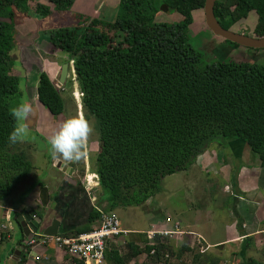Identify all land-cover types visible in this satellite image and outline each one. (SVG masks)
Here are the masks:
<instances>
[{
	"label": "trees",
	"instance_id": "trees-1",
	"mask_svg": "<svg viewBox=\"0 0 264 264\" xmlns=\"http://www.w3.org/2000/svg\"><path fill=\"white\" fill-rule=\"evenodd\" d=\"M29 1L0 0V202L32 169L22 152L9 148L8 141L16 126L11 104L20 96L10 54L16 12L45 18L70 11L75 0H46L32 9ZM203 4L204 0H118L112 21H78L82 15L74 14L76 25L46 31L49 43L72 61L84 119L95 123L94 174L106 195L96 202L103 201L105 206L86 207L83 224L75 211L69 229L59 234L88 232L102 211L145 205L159 191L164 176L186 170L214 142L230 151L246 147L263 168L264 185V65L218 60L200 66V53L190 44L188 27ZM162 12L175 13L177 19L157 22ZM250 13L256 16L252 35L264 37V0H217L214 4V16L227 30ZM223 41L231 48L237 46ZM36 96L51 116L63 113L59 90L44 72L39 73ZM237 166L231 173L234 190ZM242 224L236 216L239 236L244 235ZM21 242L17 241V248ZM166 243L157 241L154 255H148L149 246L128 242L127 252L120 254L110 245L105 260L127 264L146 253L148 260L139 264H157L169 253ZM13 251L0 254V264ZM18 252V263L23 264L29 250ZM239 264L264 263L247 257Z\"/></svg>",
	"mask_w": 264,
	"mask_h": 264
},
{
	"label": "rangeland",
	"instance_id": "rangeland-1",
	"mask_svg": "<svg viewBox=\"0 0 264 264\" xmlns=\"http://www.w3.org/2000/svg\"><path fill=\"white\" fill-rule=\"evenodd\" d=\"M117 4L118 0L114 3L110 2V0H94L92 1V4H87V6H89L86 9L80 11H77L72 7L70 9L72 16H74V14H77V16L82 15L77 19L75 18L78 21L89 18H95L102 21H112L116 13ZM34 5V2H31V8H33ZM55 17L58 21L67 19L65 16ZM16 19L17 24L19 25L18 30L21 32L19 23L20 19ZM176 19L177 15L175 13L162 12L156 17L157 22L166 23H172ZM76 20L74 23H77ZM255 22V14L250 13L245 20L235 24L232 30L253 36L252 29ZM102 30L105 31V28H102ZM111 34L112 33H110V35ZM188 37L191 46L200 53V66L214 63L218 60L243 61L264 65V48L249 49L238 45L234 46V48L229 47V44L224 42L221 38L214 36L209 30H207L202 12L194 15L192 22L188 27ZM14 39L16 41L19 39L20 41L18 36H15ZM18 48L19 46L12 45V51L10 54L13 60V67L11 73L22 72L20 69V56L16 52ZM38 73L33 74L35 80L38 78ZM22 77L24 76L22 75ZM18 78L20 96L16 101V104L15 101L11 104V110L18 105L27 102V95L23 90L24 83H22L21 77ZM76 84V82L71 84L70 79H68L65 85L58 88L60 97L63 101V113L61 115L65 119L73 116L84 117L80 104L78 87L76 91L74 89L72 90V87L71 89L68 88L69 85L74 88V86H77ZM73 93H76L75 96ZM87 121L91 131L84 141L82 155L75 163L79 169H81L82 166L85 167L86 175L83 182L84 186L87 185L86 181H89L91 185L92 183H97V179L95 178L96 175L94 174V158L98 150V133L95 130L93 119L89 118ZM21 124L25 127V132L15 143L9 142V148L11 147L15 152H22L32 166V169L20 183L18 188L6 197L4 201L0 202V237L6 233L9 235V239L7 238L4 243V245L9 247L14 246V244L20 239L22 242L24 241V237H22V233L17 225L16 215L20 209L24 207L23 202L30 199L31 190L34 188L37 189L40 184L46 183L45 179H47L48 176L53 177L56 183L59 182L60 177L57 169L52 164L53 152L48 144V137L43 136L39 130L35 131L34 129L27 127L25 124V118L23 120L16 119L15 127H18ZM205 155L206 156H203L202 154L201 156L199 155L196 161L186 170L164 176L160 182L159 191L149 199L145 205L141 207L131 206L126 208H116L113 210L120 221L121 228L145 230L148 227V231L170 229L174 223L178 222L180 230L185 231L187 230L186 225L193 223L195 225L198 224L199 228L213 233L211 234V238L214 239L223 238L225 233L228 234L229 231L234 232L237 230L236 222H234L237 215L235 211V202L237 199L234 194L238 195V190H234L230 176L236 165H245L246 167L248 165H259L258 159L251 154L246 147H242L240 150L233 147L230 151L219 147L216 142H214L213 145H210L207 152L205 151ZM202 165L211 166H207V168L203 169ZM262 172L263 170H258L257 173L262 175ZM257 186L260 187L262 184L259 182ZM40 189L41 186L38 191V196H40ZM262 189L260 188L256 190L250 198L246 197V199H250L253 202H260L261 198H263L260 193V191H263ZM100 195L101 198H106V195L102 193L98 187V194L94 195L95 200L92 201L91 199H87L91 205L94 204L96 207L102 208L104 206L103 202L96 203ZM33 205H31V207ZM3 208H10L16 212L11 214L8 226L3 216ZM87 209L88 208H85L83 212H81V210L78 211V213L80 212L79 220L82 222L81 224L84 223L88 211ZM166 217H169L172 223H165ZM149 221H152L151 223L153 226L151 223L149 224ZM2 224L6 225L8 228H2ZM150 225L151 227H149ZM139 235L142 238L146 237L145 233ZM181 238L185 240L186 237L185 235H182ZM164 239L171 240L170 238ZM167 240L165 241L167 242ZM207 240L210 241L209 237ZM170 243H173V241ZM117 247L120 250V253L124 254L127 252V241L124 240L123 244H118ZM216 248L220 250L221 247L219 246ZM170 250L173 251L172 248ZM227 251L224 260L228 262H234L237 257L242 261V259L247 258L246 255H251L264 263L263 250H257L254 248L246 251L245 254L243 250L239 251V249L236 250V248H230ZM171 256L172 255L169 254V257L166 259L167 261L169 260L168 262H171ZM260 258H263V260Z\"/></svg>",
	"mask_w": 264,
	"mask_h": 264
},
{
	"label": "crops",
	"instance_id": "crops-1",
	"mask_svg": "<svg viewBox=\"0 0 264 264\" xmlns=\"http://www.w3.org/2000/svg\"><path fill=\"white\" fill-rule=\"evenodd\" d=\"M94 0H75L72 8L77 11L86 9L87 4H92ZM116 0H110V2L114 3ZM34 2V4H46L45 0H31L28 2V5L31 8L30 4ZM34 5V7H35ZM33 7V8H34ZM71 9L68 12L56 13L53 12L50 16L45 18L37 17L33 14H21L16 12V18L20 19V30L19 32L17 24V19L15 20V36L20 38L16 41L13 40L12 45H17L19 48L17 49V54L20 56V69L22 72H14L11 73L15 77H21L22 83H24L23 90L27 95V104L29 105V112L25 116V124L27 127L41 131L42 135L45 137H50L52 133L55 131V119L51 116L37 101L36 96V86L37 80L33 78L34 73L44 72L49 77L52 84L58 89L65 85L70 79L71 84L75 83V75L73 70L72 61L68 60V57L65 53L61 52L59 49L53 47L48 41L47 30L55 29L59 27H68L74 26V18L71 14ZM55 16L67 17V19L58 21ZM16 50V48H15ZM63 66H65L64 72L62 71ZM12 70V69H11ZM38 73V76H39ZM22 75L24 77H22ZM19 79V78H18ZM28 84V85H26ZM77 85V84H76ZM75 91L78 86L69 85L68 88ZM76 93H73L75 96ZM65 118L62 117V120L58 122H62ZM207 152V150H206ZM204 153V154H203ZM202 155H205L203 152ZM201 156V155H200ZM88 166V165H87ZM86 166V167H87ZM203 169L207 168V166L211 165H202ZM238 171L236 174V187L235 190H238V195H235L237 201L235 202V211L237 213L236 216L240 217L242 220V228L244 231V235L239 236L237 230L234 232H228L223 235V238L214 239L211 238V232L208 230L205 231L199 228V225H195L193 223L186 225V232H194L195 234L202 237L204 244L203 247H207L204 252L200 253L199 248L197 246H193L194 237L191 235H185V240L182 239V236H176L171 240H167V246H169V250L172 248L173 251L169 252V254H173L171 256V262L167 260H160L157 264H239L241 260L239 257L236 260L228 262L224 260V256L227 254V250L231 249H239L244 251H249L251 249L256 248L257 250H263L264 252V185H263V172L262 175L257 173L258 170H263L259 165H238ZM232 175V174H231ZM261 178V180H260ZM231 179V176H230ZM259 179V180H258ZM46 183H43L42 186H46L47 192L49 195V201L47 204V208L54 209L62 207V212H60L56 218L61 221L60 230L64 231L69 229L71 225H69V221L64 216L63 203L64 198L60 196V199L55 201L53 195L59 191L63 187L59 185V182H55L54 178L48 176ZM261 183L262 186L258 187L257 184ZM57 186V188H55ZM84 186V185H83ZM40 186L37 189H32L30 192V199L25 200L24 206L28 205L31 207L34 203H39V191ZM88 191V197L93 201L94 195L98 194L97 183H91L87 186H84ZM262 189L261 200L260 202H253L250 199V196L256 192L258 189ZM255 190V191H254ZM64 194H62L63 196ZM53 197V198H52ZM101 198V195L98 197ZM60 200L62 202H60ZM55 202V203H54ZM103 202V201H102ZM105 206V202H103ZM93 208L94 204L91 205ZM16 209V208H14ZM78 214L76 213L75 218ZM198 220V219H197ZM196 220V221H197ZM199 221V220H198ZM152 221H149V224ZM201 222V221H199ZM236 222V220L234 221ZM152 224V223H151ZM163 224V223H162ZM153 226V224H152ZM151 227V225L149 226ZM124 230L129 231L122 239H119L118 244H123V241L126 240L127 243H135L138 247H142L143 240L139 234L145 233L148 231V227L145 230H131L127 228H123ZM210 239L208 241L207 239ZM9 239V235L6 233L0 237V254L4 256L9 250L14 249L13 254H9L5 260L4 264H19L18 263V255L15 251H18L16 243L14 246H6L4 245L6 239ZM173 241V243H170ZM181 242V243H180ZM117 244V245H118ZM117 245H114L115 248L118 249ZM171 245V248H170ZM16 246V247H15ZM221 247L220 250L216 247ZM245 249V250H244ZM235 251V250H234ZM120 253V250H119ZM121 254V253H120ZM236 254V253H235ZM39 256V260L34 261V257ZM247 257H253L251 255H246ZM257 259L256 257H253ZM263 260V258H260ZM148 260V255L146 253H141L135 258H131L127 264H139L142 262H146ZM23 264H72V262L63 255V253L56 250L53 246H48L46 248H38L30 253L26 257V261ZM107 264V263H106ZM112 264V263H110Z\"/></svg>",
	"mask_w": 264,
	"mask_h": 264
},
{
	"label": "built area",
	"instance_id": "built-area-1",
	"mask_svg": "<svg viewBox=\"0 0 264 264\" xmlns=\"http://www.w3.org/2000/svg\"><path fill=\"white\" fill-rule=\"evenodd\" d=\"M86 182L88 186L90 182ZM85 190L86 192L88 191L87 189ZM12 213L16 212L10 208H3V216L7 222V226L10 223V216ZM166 222L168 224L172 223L169 217H166L165 223ZM7 226L4 224L1 225L4 229H7ZM127 234H129V231L121 228L120 221L113 211H102L99 219L91 225L88 232L76 236L57 233L51 236L39 235L38 237H32L30 239L25 238L21 244V249H28L29 255L38 248L53 246L56 250L69 258L72 264H106L105 253L108 247L110 245H117L119 239H122ZM145 234L146 241L142 244V247H151L148 255H154L156 250L154 247L157 245V241L160 244H164V240H167L164 238L173 239L176 236H182L184 234L194 237L193 246H197L200 253L204 252L207 248L206 246L203 247L204 241L201 236L194 232L180 230L178 222L174 223L170 229L150 230L145 232ZM168 257V253H164L163 259H167ZM33 259L37 262L40 258L39 256H35Z\"/></svg>",
	"mask_w": 264,
	"mask_h": 264
},
{
	"label": "water",
	"instance_id": "water-1",
	"mask_svg": "<svg viewBox=\"0 0 264 264\" xmlns=\"http://www.w3.org/2000/svg\"><path fill=\"white\" fill-rule=\"evenodd\" d=\"M215 2L216 0H204L202 8L205 27L211 34L241 47L249 49L264 48V37L249 36L222 28L214 16ZM64 69L65 66L62 68L63 72ZM53 166L67 176L68 173L64 170L65 165L59 159H54ZM48 201L47 188L46 186H41L39 196L41 209L39 212L35 210L36 202L32 207L28 205L22 207L16 215V221L21 228L24 239L38 237L39 235L51 236L59 233L61 221L53 215L52 209L47 208ZM15 253L19 254L18 251H15Z\"/></svg>",
	"mask_w": 264,
	"mask_h": 264
},
{
	"label": "clouds",
	"instance_id": "clouds-1",
	"mask_svg": "<svg viewBox=\"0 0 264 264\" xmlns=\"http://www.w3.org/2000/svg\"><path fill=\"white\" fill-rule=\"evenodd\" d=\"M29 110V105L24 103L12 109V115L16 119L23 120ZM90 131L89 123L83 116H73L60 123L58 129L48 138V144L53 154H58L64 160H78ZM24 132L25 127L22 124L13 128L8 134V141L15 143Z\"/></svg>",
	"mask_w": 264,
	"mask_h": 264
},
{
	"label": "flooded vegetation",
	"instance_id": "flooded-vegetation-1",
	"mask_svg": "<svg viewBox=\"0 0 264 264\" xmlns=\"http://www.w3.org/2000/svg\"><path fill=\"white\" fill-rule=\"evenodd\" d=\"M62 117H63L62 115L54 116V119L56 121L55 122L56 128L54 130L58 129V127L61 123V121L60 122H58V121L61 120ZM52 155H53V157H52L53 161H54V159H59L63 163V165H65L64 170L68 173L66 176L65 173H63L61 170L57 169L58 175L60 176L59 177V185H61V187L63 185V187L61 189H59V191H57L53 195V197H54L55 201L60 199V196H61V198L65 197L64 198L65 203H63V208H64L63 211H64V213L67 214L64 216L65 217L68 216L70 218V220H69L67 217V220L70 221L69 222V225H70L71 221H72V216L74 215L75 211L81 210V212H83L85 210V208L87 207V204H88V208L91 205V203H89V201H88V199L90 200V198L88 197L89 195L83 186V182L85 180V175H86V173H85L86 170H85V167H83V166L81 169H79L75 165L76 160L66 161L63 158H61L60 156H58L57 154L52 153ZM52 164H53V162H52ZM55 188H57V186ZM62 194H64V195L62 196ZM60 202H62V201L60 200ZM40 209H41L40 203H37V205L35 206V210L37 212H39ZM60 212H62V207L54 208L52 210V213L55 217Z\"/></svg>",
	"mask_w": 264,
	"mask_h": 264
}]
</instances>
